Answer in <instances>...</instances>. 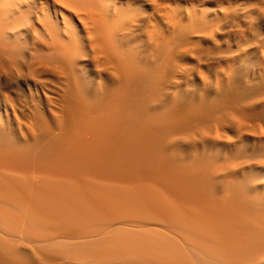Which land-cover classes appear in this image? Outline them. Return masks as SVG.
<instances>
[{
	"label": "bare ground",
	"instance_id": "obj_1",
	"mask_svg": "<svg viewBox=\"0 0 264 264\" xmlns=\"http://www.w3.org/2000/svg\"><path fill=\"white\" fill-rule=\"evenodd\" d=\"M0 264H264V0H0Z\"/></svg>",
	"mask_w": 264,
	"mask_h": 264
}]
</instances>
